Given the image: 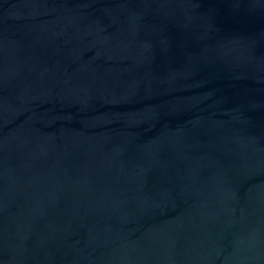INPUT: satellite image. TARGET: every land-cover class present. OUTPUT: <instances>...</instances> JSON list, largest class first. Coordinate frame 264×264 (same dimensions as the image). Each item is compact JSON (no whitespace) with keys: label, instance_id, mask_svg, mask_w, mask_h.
<instances>
[{"label":"water","instance_id":"water-1","mask_svg":"<svg viewBox=\"0 0 264 264\" xmlns=\"http://www.w3.org/2000/svg\"><path fill=\"white\" fill-rule=\"evenodd\" d=\"M0 264H264V0H0Z\"/></svg>","mask_w":264,"mask_h":264}]
</instances>
